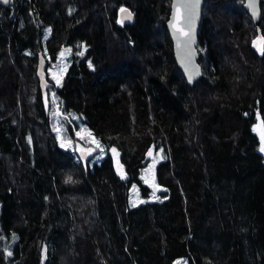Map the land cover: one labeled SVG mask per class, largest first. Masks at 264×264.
I'll list each match as a JSON object with an SVG mask.
<instances>
[{"label":"trees","instance_id":"1","mask_svg":"<svg viewBox=\"0 0 264 264\" xmlns=\"http://www.w3.org/2000/svg\"><path fill=\"white\" fill-rule=\"evenodd\" d=\"M123 7L134 19L121 24ZM169 10L0 5V264H40L43 244V264H264V44L253 46L264 0L258 23L243 0H204L193 86L174 60ZM39 51L67 65L44 94L31 77ZM152 161L162 189L133 205V185L149 196Z\"/></svg>","mask_w":264,"mask_h":264},{"label":"water","instance_id":"2","mask_svg":"<svg viewBox=\"0 0 264 264\" xmlns=\"http://www.w3.org/2000/svg\"><path fill=\"white\" fill-rule=\"evenodd\" d=\"M195 2V0H170V10L167 20L165 22V27L168 32L169 38L172 43L174 60L182 72L186 83L189 86H193L195 82L202 75V66L199 63V51L197 48V32L198 26L201 20L202 5L204 0H199V5L195 9L194 21L191 25L193 40L191 44L188 43V37L184 36L183 33L177 29L183 28L184 31H188L189 25L187 23V18L190 12V6ZM255 3V15H253V9L249 6L250 0H243V8L247 11L251 20L254 23H258L261 18V0H254ZM0 5L6 6L8 3H3L0 0ZM126 8L129 12L132 13L131 20H125L124 22H131L134 19V13L128 7ZM125 13H121L119 10L118 18H121ZM173 24H176V28L172 27ZM47 60L42 54V51H39L37 54V62L35 68V75L39 83L41 92L44 93L45 88L48 84L47 81ZM86 151L81 149L79 151V156L82 159L86 158ZM46 256L45 245L43 244L41 249V259L40 264L44 263Z\"/></svg>","mask_w":264,"mask_h":264},{"label":"rangeland","instance_id":"3","mask_svg":"<svg viewBox=\"0 0 264 264\" xmlns=\"http://www.w3.org/2000/svg\"><path fill=\"white\" fill-rule=\"evenodd\" d=\"M49 31H50L49 27L46 26L44 28L43 36L44 37L48 36L49 35ZM63 49L64 48H62L59 51V54H60L59 57L60 56L64 57L66 55ZM61 53H63V55H61ZM61 63H63V62L62 61L59 62L58 58H57V60H53L51 62V64H49V62H47V71L46 72H47V81H48V83H49V79H50V81L53 82V84L57 83V81H60V78H61L62 73H63V71L61 69ZM63 68H64L63 70H64V73H65L67 65H65V67H63ZM34 72H33V76H31V77L35 78L36 81H37V83H36V85L34 87V92L36 94L37 87L39 88L40 92H41V89L39 87V83H38V80H37L36 75L34 74ZM47 86H49V84H47ZM45 90H46V88H45ZM42 94H44V93H42ZM255 130L262 136V134H261L262 130H261L260 125H257L255 127ZM68 140L65 138V143H68ZM261 147H262V145H261ZM83 150L86 151V153H85L86 154V158L85 159H81L80 158V159L82 160V164L83 165H87L89 163L87 162V164H86L85 161L89 157V154L93 153V152L92 151H88L87 149H84V148H83ZM78 151H80V148H78ZM262 153L264 154V152H262ZM155 164H156V161H152L149 164L146 163L145 166H143L144 169L142 170V179L144 180V184H146L149 187V192H150L149 196H148L149 198L146 197V196L143 197L141 189L137 185H133L132 189H131V194H130V200H131V203L133 205H137L140 202H144L146 200H151V199L153 200L155 195H157L158 191H160L162 189V186H160L157 183V181H156ZM180 260H182V259L181 258H177L175 260L174 264H176V262H178Z\"/></svg>","mask_w":264,"mask_h":264},{"label":"snow or ice","instance_id":"4","mask_svg":"<svg viewBox=\"0 0 264 264\" xmlns=\"http://www.w3.org/2000/svg\"><path fill=\"white\" fill-rule=\"evenodd\" d=\"M2 2L3 3H9V0H2ZM198 5H199V0H195V2L190 6V12H189V16L187 18V23L189 25L188 31H184L183 28L177 29L178 31L183 33L184 36L188 37L189 45L191 44V42L193 40L191 25H192V23L194 21L195 9L198 7ZM249 6L253 9V15H255V3H254V0H250V5ZM120 11H121V13H125V15L121 18L120 21H118L119 23L122 24L125 20H131V18H132V13L131 12H129L126 8H121ZM172 27L176 28V24H173ZM258 44H264V37H258L256 41H253V46L254 47H258ZM258 50H260L261 53L264 54V47H258ZM61 55H63V53H61ZM80 55H83V53H80ZM90 67H91V65H90ZM57 83H59V81H57ZM261 140H262V147H261L260 150L262 152H264V134H262ZM95 143L97 144V147H99V142L96 141ZM112 151L115 152L116 150L113 149ZM149 155H151V153H149Z\"/></svg>","mask_w":264,"mask_h":264},{"label":"flooded vegetation","instance_id":"5","mask_svg":"<svg viewBox=\"0 0 264 264\" xmlns=\"http://www.w3.org/2000/svg\"><path fill=\"white\" fill-rule=\"evenodd\" d=\"M86 149H87L88 151H92V152L94 151V150L92 149V147H86ZM91 154H92V153H90L89 156H90Z\"/></svg>","mask_w":264,"mask_h":264},{"label":"bare ground","instance_id":"6","mask_svg":"<svg viewBox=\"0 0 264 264\" xmlns=\"http://www.w3.org/2000/svg\"><path fill=\"white\" fill-rule=\"evenodd\" d=\"M118 14V13H117Z\"/></svg>","mask_w":264,"mask_h":264}]
</instances>
